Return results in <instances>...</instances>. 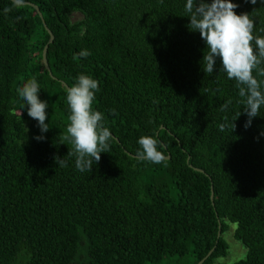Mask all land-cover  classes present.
<instances>
[{
    "label": "trees",
    "instance_id": "trees-1",
    "mask_svg": "<svg viewBox=\"0 0 264 264\" xmlns=\"http://www.w3.org/2000/svg\"><path fill=\"white\" fill-rule=\"evenodd\" d=\"M231 2L264 38V0ZM25 3L53 35L51 76L35 10L0 0V264H198L213 248L202 264H214L228 250L224 221L246 248L233 264H264V105L245 128L244 98L219 58L204 73L206 44L189 30L186 0ZM261 69L264 61L252 74L264 82ZM81 74L99 82L93 110L118 140L90 172L75 167L64 139L67 88ZM33 78L48 104L44 133L17 92ZM142 136L170 158L131 156Z\"/></svg>",
    "mask_w": 264,
    "mask_h": 264
},
{
    "label": "clouds",
    "instance_id": "clouds-1",
    "mask_svg": "<svg viewBox=\"0 0 264 264\" xmlns=\"http://www.w3.org/2000/svg\"><path fill=\"white\" fill-rule=\"evenodd\" d=\"M253 5L257 0H249ZM16 8L25 6V0H13ZM238 5L231 0H186L185 13L189 18V30L198 31L205 41L207 54H203L204 73L212 74L219 58L227 78L236 81L239 96L244 98L241 103L248 120L245 128L251 125L253 117L259 116V110L264 105V92L261 91L262 81L253 76V70L264 61V38L254 37V21L248 14L237 15L234 9ZM12 11L5 8L4 12ZM255 41L257 51H254L252 42ZM79 57L90 55L87 50H81ZM264 76V69L259 71ZM40 87L35 78L29 80L22 88L17 89L18 95L28 106V116L38 122L42 133L49 130L45 123L47 102L38 98ZM99 82L88 75L81 74L77 82L67 89L66 100L70 115L65 140L73 145L72 152L75 155V167L81 172H90L93 164L100 160L102 152L109 151L110 131L103 124V114L93 110L95 93L98 92ZM232 101L228 100L221 105V110L227 109ZM240 115L237 113L235 119ZM234 119V121H235ZM234 121L231 131L234 130ZM225 125H220L223 131ZM44 137H36L42 140ZM140 150L137 158L148 160L154 164L165 161V155L158 150V140L152 136H142L138 140ZM60 167H66L64 159H58Z\"/></svg>",
    "mask_w": 264,
    "mask_h": 264
},
{
    "label": "rangeland",
    "instance_id": "rangeland-1",
    "mask_svg": "<svg viewBox=\"0 0 264 264\" xmlns=\"http://www.w3.org/2000/svg\"><path fill=\"white\" fill-rule=\"evenodd\" d=\"M79 17V15H75L72 20ZM224 225L226 230L223 232L221 237L228 247L227 254L225 257H220L215 260L214 264H233L244 259L246 256V248L233 238L236 225L231 224L228 221H224Z\"/></svg>",
    "mask_w": 264,
    "mask_h": 264
},
{
    "label": "water",
    "instance_id": "water-1",
    "mask_svg": "<svg viewBox=\"0 0 264 264\" xmlns=\"http://www.w3.org/2000/svg\"><path fill=\"white\" fill-rule=\"evenodd\" d=\"M9 1H11V2H13V0H9ZM25 5H29V6H31L34 10H35V12H36V14L39 16V18L41 19V23H42V25H43V27H44V29H45V31L48 33V35H49V41H48V44L44 47V49H43V52H42V62H43V65H44V68H45V70L49 73V75L51 76V73H50V70H49V66H48V63H47V61H46V51H47V48H48V45L49 44H51L52 42H53V35H52V33L48 30V28L46 27V25H45V22H44V20L42 19V15H41V13H40V11H39V9H38V7L37 6H35V5H32V4H30V3H25ZM64 85V84H63ZM65 86V85H64ZM67 88V87H66ZM68 89V88H67ZM162 129H163V127H162ZM111 134V133H110ZM111 138H113L116 142H118V140L111 134ZM131 156H133V157H135V158H137V156H134V155H131ZM170 157L169 156H166L165 157V160H168ZM188 161H189V158H187V163H188ZM190 166V165H189ZM191 167V166H190ZM192 168V167H191ZM193 170L194 171H196V172H199V173H203V171H201V170H199V169H196V168H193ZM210 198H211V200H212V198H213V195H212V192H211V196H210ZM218 223H219V225H218V232H217V240L220 238V221H218ZM214 249V248H213ZM213 249L200 261V262H198V264H202L209 256H210V254H211V252L213 251Z\"/></svg>",
    "mask_w": 264,
    "mask_h": 264
}]
</instances>
